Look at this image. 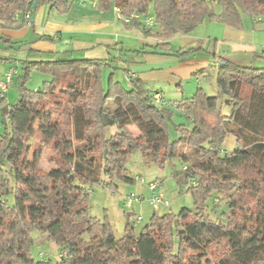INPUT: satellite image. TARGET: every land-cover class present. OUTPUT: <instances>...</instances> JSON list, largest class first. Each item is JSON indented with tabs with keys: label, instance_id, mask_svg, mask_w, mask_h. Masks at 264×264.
<instances>
[{
	"label": "trees",
	"instance_id": "trees-1",
	"mask_svg": "<svg viewBox=\"0 0 264 264\" xmlns=\"http://www.w3.org/2000/svg\"><path fill=\"white\" fill-rule=\"evenodd\" d=\"M96 2L101 13L117 7L119 20H129L130 27H140L132 18L136 14L154 17L155 44L127 56L129 64L142 63L145 54H171L167 40L188 34L206 19L239 28L243 15L264 17V0ZM42 6L59 15L72 10L70 0H0V23L24 18L27 12L33 16ZM219 48L211 52L217 96L209 97L198 88L172 106L154 103L157 93L135 80L126 88L111 73L104 85L105 65L99 60L23 61L17 98L10 104L0 99L5 119L0 121V264H264V215L244 205L249 197L264 195V68L223 59L226 51ZM195 51L205 48L179 50L174 56L182 60ZM32 69L48 78L35 91L26 88ZM84 89L90 97L87 110L79 104ZM176 111L185 122L173 123ZM169 125L175 140L170 139ZM132 126L138 136H133ZM109 128L115 132L106 137ZM35 134L39 147L30 154ZM230 138L235 140L232 150L227 148ZM183 147L194 153L193 162L181 154ZM45 150L52 168L42 173L37 166ZM134 152L158 167L178 160L181 167L172 174L178 183L188 185L194 209L155 212L139 232L137 222L127 215L123 236L116 238L107 218L89 214V192L97 184L115 190L116 179L133 183L124 163ZM215 195L225 199L217 221L211 217L214 207L212 213L206 207ZM33 232L64 250L66 258L33 259Z\"/></svg>",
	"mask_w": 264,
	"mask_h": 264
},
{
	"label": "rangeland",
	"instance_id": "rangeland-1",
	"mask_svg": "<svg viewBox=\"0 0 264 264\" xmlns=\"http://www.w3.org/2000/svg\"><path fill=\"white\" fill-rule=\"evenodd\" d=\"M72 3H79L82 6H87L89 9L92 8L91 1L92 0H70ZM84 4H81V2ZM215 4V0H212ZM215 12L217 13L218 8L215 7ZM152 15V9L149 12ZM96 15L102 19L109 20L116 25H119L120 27V38H119V47H121V58L127 59V56L130 54H133L134 51L139 50L143 45L148 44L149 42L153 41L155 42L154 38L152 37V34L155 33L156 28L152 31H149L150 35L147 36L144 34L145 30L143 29L142 25L140 24L139 28L132 27L128 28L125 26L124 22L120 21L115 15L114 10L111 9L110 11L101 13L96 12ZM55 17L58 16L55 12H51L50 20L54 22ZM91 17V18H90ZM90 19L95 21L96 19L95 15L89 16ZM118 19V21H117ZM25 21V20H24ZM26 22V21H25ZM260 22V23H259ZM258 24L254 25L252 22V18L243 15L241 17V25L240 27L245 28L248 30L249 37H254L255 43L252 45L255 48V51L257 53L262 52V49L264 48V17H262V20L259 21ZM127 27V28H125ZM227 26L222 24H217V22L204 20V22L198 26L195 30L189 32L188 34L183 35H176L170 39L167 40L169 44V50L167 52H171V54L168 53H157L160 56L164 58H159L157 62L159 63H146L147 65L144 67L137 66L135 64V69L138 71L147 69L150 72H154L152 67L155 69H164L171 67L173 63H177L179 60L176 56H174V53L179 52V50L188 51L190 49H197L200 45H202L205 48V52L202 51H195V53L191 54L188 58H185L187 60L191 61H197V60H205L208 63L206 64V72L205 76L199 79V83L195 82L194 79L192 81L183 82V88L185 89V92L182 94L181 89L178 87H170L167 86H158L153 89H148L150 92H154L155 90L160 91L163 94V99L166 104H169L172 106V104L179 102L182 99L190 98L194 95L196 90L198 88L202 89L204 93H206L209 97L217 96L216 91V76H217V70L215 69L214 60L215 57L212 56L211 52L213 50V47H217L216 52H219L220 48V41L224 34V29H226ZM27 32L24 35V39L29 41L30 38H33L32 36V27L28 25L26 27ZM232 29H238V28H232ZM263 37V39H261ZM262 42V43H260ZM43 45H48V42L46 40H42ZM121 43V44H120ZM150 44V43H149ZM51 45V44H50ZM62 44H59L57 47L61 48ZM153 45V44H151ZM48 48V46H45ZM64 48V47H63ZM123 48V49H122ZM206 49H208L209 53L206 52ZM264 50V49H263ZM6 52L10 53V50H0V55L5 54ZM23 55V54H20ZM45 56V57H44ZM48 53H36L34 57H30L29 60L31 61H39V60H49L51 59L48 57ZM58 58H67V59H86L88 58V55L83 54H58ZM66 56V57H65ZM116 55L115 57H117ZM113 57V56H112ZM233 59L239 60L238 62H235L236 64L242 65V66H250L255 68H264V61L259 62L257 60H251L248 61V59H245L241 56H237L233 54ZM217 59V58H216ZM21 67L19 68V75L21 74ZM114 73V80H118L123 85L129 86L124 81V70L123 68H117L116 69H109L107 67L102 68V83L106 85L108 77L110 73ZM48 78L43 75L39 70H31V73H29V79L26 83V88L28 90L33 91L34 88H40L42 86V83L47 81ZM13 91L17 93V90H15L14 86H12ZM18 95H16L15 99ZM88 90L84 89L80 98H79V104L82 105L86 110L88 103L90 101V97H88ZM14 99V100H15ZM163 99L161 98L160 101L162 102ZM12 100V102L14 101ZM175 111V110H174ZM0 114H1V108H0ZM2 118H0L1 121ZM185 122L184 118L181 117L177 111L175 112L173 123L179 124ZM36 130V125L34 127ZM115 132V128H109V132ZM130 131L133 135L136 133L135 127H130ZM169 135L171 140L176 139V134L173 131L172 125H169ZM39 136L35 134V138L33 141H31V152L30 154L39 147ZM235 146V140L232 138L229 139V149H233ZM181 154L186 156L189 162H193L195 159L194 153L188 149L187 147L181 148ZM49 157L50 153L49 151L45 150L43 152V155L40 159L39 165L37 166L40 172L46 173L48 170H50V167L52 165L49 163ZM125 169L128 173V176L134 180L133 183H124L120 182L117 179L113 181V184L116 185L117 189L112 190L109 188L103 187L101 184L93 185L91 187L90 191V197H89V214L98 219L103 220L104 218H107L112 231L114 233V236L116 238H121L124 233V227L126 223V216L130 215V220L133 221L137 216H141L142 221L136 223V232H139L142 227H144L148 222L153 213H157L159 215H163L166 213H173L178 214L182 209H194V202L192 201V197L190 194H188L187 188L188 185L184 183H178V181L173 177V170L174 169H180L181 163L178 160H172L171 162L165 164L163 167H158L154 164H146L144 161H142V157L140 153L134 152L131 155L127 157L124 163ZM102 181L108 182L106 179L101 178ZM141 179L143 182H141ZM151 182H157L160 183V189L158 190V193L162 195L164 201L166 204H161L159 208L156 211H153L147 203L137 204L134 205L132 209H124L123 208V199L127 194L133 193L137 196H140L144 198L145 200H148L151 197V193L147 189V184ZM214 202L212 204V200L208 199L206 201V207L207 212H210L211 209L214 207V212L211 214V217L214 220H218L219 214L224 211V205H225V199L222 195H215L214 196ZM8 203L9 205H13L14 199L13 196L10 195L8 197ZM244 205L247 206L253 213L263 216L264 215V195H257L255 197H249L244 201ZM34 244L31 247V256L35 260H44V261H53V262H59L62 258H66V252L64 250H61L55 243L47 241L46 236L39 235L37 232H33L31 234ZM53 243V244H52Z\"/></svg>",
	"mask_w": 264,
	"mask_h": 264
},
{
	"label": "crops",
	"instance_id": "crops-1",
	"mask_svg": "<svg viewBox=\"0 0 264 264\" xmlns=\"http://www.w3.org/2000/svg\"><path fill=\"white\" fill-rule=\"evenodd\" d=\"M71 5L72 10L64 15H59L55 11H51L48 6H42L33 14V16H31L29 24L24 21L22 16H15V18L10 23H0V38L10 40V44H3L0 40V50H10V53L6 52L5 54L0 55V59L9 61H0V80L11 67H16L17 75H19L18 72L22 62L25 60L31 61L29 58L34 57L36 53H48V57L51 58L49 60L39 61L57 60L59 57L58 54L68 55L79 53L88 55V58L86 59L99 60L105 65V67L109 69H126L127 73H132L134 75L133 80L140 82L142 88L147 91H150L148 89H153L158 86H165L167 84V86L170 87H179L182 91L181 93L183 94L185 92V89L183 88V82H189L194 79L195 82L199 83V79L205 76L206 64L208 63L205 60L191 61L182 59L177 63H173L171 67L164 68L162 70L152 67L154 72H150L147 69L140 71H138V69L136 70L135 64L125 63L126 59L121 58V47L118 46V41L120 38L119 32L121 30L119 25L98 17L96 12L99 11L96 8L89 9L87 6H82L77 2H71ZM51 12H55L58 16H60L55 17L54 22L47 18L50 17ZM217 12L219 13L220 10L218 9ZM91 15H95V21L90 19L91 17L89 18ZM261 20L262 17L252 18L254 25L258 24V22ZM124 24L128 28H132L128 26L127 23ZM28 25L32 27L31 32H33V38H30L29 41L21 40L24 39L23 37L27 32L26 27ZM247 33L248 30L242 27H239L238 29L226 27V29H224L223 37L220 41V47L223 49V51H226V53L222 54L221 57L232 62H238L239 60H234L232 57L233 54H235L248 59V61H253L255 59L259 62H263L264 48L262 49V52L257 53L254 46L252 45L255 43L254 37H249L246 35ZM43 36L49 37V40H46L48 45H45L48 46V48H46L43 43H41L42 39H40V37ZM261 39H263V37ZM149 43L145 45L155 44L153 41ZM59 44H62L61 48L57 47ZM116 55L118 56L115 57ZM160 57L164 58L159 54H145L142 58V63L136 65L143 67L144 65H147V62L154 64L159 60ZM215 69L217 70L216 66ZM111 73L113 74L114 79V73ZM17 75L13 78L12 83L8 86V89L4 94L3 98L7 104L12 103V100H14L17 95L16 91L14 92L12 89V86H14L16 90ZM121 84L123 85V83ZM126 84L128 86L130 85L127 82ZM125 87L127 88V86ZM37 89L38 88H34L33 91ZM151 93H157L163 99V94L160 91L155 90ZM110 134H112V131L109 132V129H107L106 137L110 136ZM138 135L139 133L136 129V133L133 136ZM227 141V148H229V139ZM51 168L52 167H50V169Z\"/></svg>",
	"mask_w": 264,
	"mask_h": 264
},
{
	"label": "built area",
	"instance_id": "built-area-1",
	"mask_svg": "<svg viewBox=\"0 0 264 264\" xmlns=\"http://www.w3.org/2000/svg\"><path fill=\"white\" fill-rule=\"evenodd\" d=\"M82 1V0H81ZM80 1V2H81ZM81 4H84L81 2ZM92 8L97 9V2L96 0L91 1ZM114 10L115 15H117L118 19H122L120 14V11L117 7L112 8ZM133 19H136L143 27L145 31H152L155 27V20L153 16H148L146 18H141L138 17L137 14L132 17ZM24 20L26 21L27 24L30 23L31 16L30 12H27L24 15ZM124 20V19H123ZM125 23H128L129 20H124ZM17 75V68L16 67H11L9 71L3 76V78L0 80V99L4 97L5 92L8 89V86L12 83L13 78ZM125 82L130 84V81L134 79V75L132 73H126L124 75ZM161 96L159 94H154L153 95V101L156 104H161L162 102L160 101ZM141 182L143 180L141 179ZM147 189L151 193V197L148 200H145L144 198L137 196L133 193L130 192V194H127L124 199H123V208L124 209H132L134 205L137 204H142V203H147L148 206L153 210L156 211L161 204H166L162 195L158 193V190L160 189V183L157 182H151L147 184ZM90 194V192H89ZM135 222H141L142 218L141 216H137L135 219Z\"/></svg>",
	"mask_w": 264,
	"mask_h": 264
},
{
	"label": "water",
	"instance_id": "water-1",
	"mask_svg": "<svg viewBox=\"0 0 264 264\" xmlns=\"http://www.w3.org/2000/svg\"><path fill=\"white\" fill-rule=\"evenodd\" d=\"M35 4H37V2H36V1L34 2V4H32L34 8L36 7V5H35ZM4 122H5V119H2V123H4Z\"/></svg>",
	"mask_w": 264,
	"mask_h": 264
}]
</instances>
